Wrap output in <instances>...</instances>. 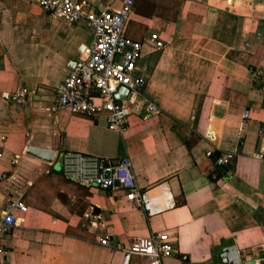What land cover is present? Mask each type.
Masks as SVG:
<instances>
[{
    "label": "crops",
    "instance_id": "1",
    "mask_svg": "<svg viewBox=\"0 0 264 264\" xmlns=\"http://www.w3.org/2000/svg\"><path fill=\"white\" fill-rule=\"evenodd\" d=\"M85 1L96 12L120 5ZM124 34L170 44L156 54L143 43L137 69L157 114H131L118 134L101 118L53 108L91 41L83 22L50 17L36 0H0V219L8 199L25 207L3 238V264H121L133 239L154 232L170 238L160 264H221L229 246L264 264V0H134ZM17 88L29 92L25 106L3 99ZM27 146L53 151V162ZM64 151L128 158L148 214L123 192L63 178ZM104 237L110 244H99Z\"/></svg>",
    "mask_w": 264,
    "mask_h": 264
},
{
    "label": "built area",
    "instance_id": "2",
    "mask_svg": "<svg viewBox=\"0 0 264 264\" xmlns=\"http://www.w3.org/2000/svg\"><path fill=\"white\" fill-rule=\"evenodd\" d=\"M133 2L120 0L117 9L96 12L85 0H36L37 7L44 14L71 23L82 21L91 34L89 45L55 90L54 109L62 108L77 116L101 118L108 131L118 134L125 130L126 120L131 114H138L142 109L148 116L157 114L156 107L143 99L147 73L139 72L137 65L144 42H148L151 51L156 54L170 43L154 34L141 42L125 36V25ZM119 87L125 88L127 93L123 100L116 101L113 96ZM28 98L29 92L24 88H17L3 96L4 100L20 106H25ZM243 119H248L247 112L243 113ZM231 158V153H228L221 163L225 165ZM58 160L63 178L100 190L123 192L132 208L148 214L146 192L137 187L128 158H121L112 165L87 154L64 151L58 155ZM20 198L8 199L2 207L0 264H3V238L15 225V213L25 212ZM169 239L165 232L133 239L123 249L121 264H127L131 256L138 257L141 264H160L171 253ZM98 242L101 245L110 244L107 237Z\"/></svg>",
    "mask_w": 264,
    "mask_h": 264
},
{
    "label": "water",
    "instance_id": "3",
    "mask_svg": "<svg viewBox=\"0 0 264 264\" xmlns=\"http://www.w3.org/2000/svg\"><path fill=\"white\" fill-rule=\"evenodd\" d=\"M126 93H127V90L125 88L119 87L113 97L116 101L123 100L125 98ZM25 154L35 156L41 159L42 161H44L45 163L50 164L53 162V157L55 153L50 150L37 149V148L27 146L25 149ZM220 163L221 161L219 160L217 162V165H219ZM111 164L114 165L115 162L112 161ZM219 258L221 259V264H249L246 262H242L239 259V256L233 246H229V247L222 249L219 255Z\"/></svg>",
    "mask_w": 264,
    "mask_h": 264
},
{
    "label": "trees",
    "instance_id": "4",
    "mask_svg": "<svg viewBox=\"0 0 264 264\" xmlns=\"http://www.w3.org/2000/svg\"><path fill=\"white\" fill-rule=\"evenodd\" d=\"M206 159L207 160H211V159L214 160L215 156H211V154H208ZM215 160H217V158ZM218 168H220V166ZM218 168L205 171L202 167H198L202 176L211 182H214L216 179L221 178V173H220Z\"/></svg>",
    "mask_w": 264,
    "mask_h": 264
},
{
    "label": "rangeland",
    "instance_id": "5",
    "mask_svg": "<svg viewBox=\"0 0 264 264\" xmlns=\"http://www.w3.org/2000/svg\"><path fill=\"white\" fill-rule=\"evenodd\" d=\"M58 165V164H57Z\"/></svg>",
    "mask_w": 264,
    "mask_h": 264
}]
</instances>
